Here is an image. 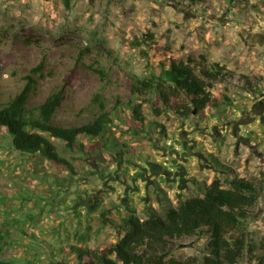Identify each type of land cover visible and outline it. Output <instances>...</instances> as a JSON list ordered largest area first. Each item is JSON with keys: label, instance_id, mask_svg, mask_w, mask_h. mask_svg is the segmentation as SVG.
<instances>
[{"label": "rangeland", "instance_id": "374dc122", "mask_svg": "<svg viewBox=\"0 0 264 264\" xmlns=\"http://www.w3.org/2000/svg\"><path fill=\"white\" fill-rule=\"evenodd\" d=\"M170 56H205L226 66L232 78L211 89L217 107L185 120L166 107L156 115L151 94L134 96L136 80L148 78ZM29 75L38 79V103L62 90L55 121L92 119L93 99L101 95L115 122L107 147L95 144L87 153L53 140L73 171L40 154H20L0 137V229L7 233L0 259L80 264L75 249L118 242L129 213L165 216L179 206L180 195L204 196L216 179L227 186L237 175L263 187L239 264H264V119L258 111L264 96V0H71L70 8L65 0H0V100L21 92ZM140 102L146 131L135 133L131 107ZM181 165L179 179L173 173ZM207 242L191 237L174 243L172 257H195L202 264Z\"/></svg>", "mask_w": 264, "mask_h": 264}, {"label": "trees", "instance_id": "16d2710c", "mask_svg": "<svg viewBox=\"0 0 264 264\" xmlns=\"http://www.w3.org/2000/svg\"><path fill=\"white\" fill-rule=\"evenodd\" d=\"M180 1L200 4L207 0ZM65 4L70 8L71 0H65ZM149 37L154 41L155 34L150 32ZM202 60L166 57L148 78L136 80L132 93L140 98L151 94L156 115H161L166 107L185 120L210 105L217 107L211 89L215 83L232 78V73L225 65L207 62L205 56ZM41 69L43 64L33 72ZM244 80L251 87L249 77ZM37 84L38 79L29 75L21 92L9 100H0V137L9 139L14 150L23 155L40 154L51 163L73 171L72 163L59 153L53 140L64 142L66 148L74 152L87 153L95 144L107 147L115 115L101 95L93 99L96 108L90 112L92 119L82 123H60L54 118L64 99L62 90L53 91L45 101L38 103L33 100ZM131 108L139 127H135V133L145 132L143 102L132 103ZM122 157L123 153L117 152L118 161L123 160ZM262 192V186L237 175L227 186L216 179L205 187L204 196L183 200L180 195L179 206L170 207L165 216L152 213L142 219L136 213H129L124 226L120 227L123 236L118 242H106L98 250L80 247L75 253L80 264H199L195 257L186 260L172 257L171 246L186 238L204 237L208 239L209 255L204 257L202 264H239L248 249L247 223L260 204ZM6 236L7 233L0 229V245ZM0 264L14 262L0 259Z\"/></svg>", "mask_w": 264, "mask_h": 264}, {"label": "flooded vegetation", "instance_id": "af4514ba", "mask_svg": "<svg viewBox=\"0 0 264 264\" xmlns=\"http://www.w3.org/2000/svg\"><path fill=\"white\" fill-rule=\"evenodd\" d=\"M258 107L260 108V110H258V111H259V117H260L261 120H263V119H264V114H263V112H264V96L262 97V99H261V101H260ZM254 120H255V118H254ZM244 123H245V122H244ZM244 123H243V124H244ZM241 125H242V123H241L240 121H238L237 135L241 132ZM220 134L222 135L223 132L221 131ZM240 135H241V134H240ZM192 142H193V144H194V143H195V144L198 143V141H196V140H192ZM184 149H186V142H184ZM191 149H193V148H191ZM194 153H196V152H194ZM197 155H199V153H197ZM199 157H200V156H199ZM201 157H202V156H201ZM181 168H182V165H181V167H178L177 170H179V171H176L175 174L173 173V175H175V177L178 176L179 179L182 177V175H180V173L182 174V170H181ZM169 174L171 175L170 172L167 173V175H169ZM178 174H179V175H178Z\"/></svg>", "mask_w": 264, "mask_h": 264}, {"label": "crops", "instance_id": "0c3cea01", "mask_svg": "<svg viewBox=\"0 0 264 264\" xmlns=\"http://www.w3.org/2000/svg\"><path fill=\"white\" fill-rule=\"evenodd\" d=\"M192 140H193V139H192ZM192 140H191V141H192Z\"/></svg>", "mask_w": 264, "mask_h": 264}]
</instances>
